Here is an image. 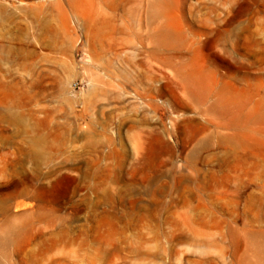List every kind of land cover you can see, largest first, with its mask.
I'll list each match as a JSON object with an SVG mask.
<instances>
[{
    "label": "rangeland",
    "instance_id": "1",
    "mask_svg": "<svg viewBox=\"0 0 264 264\" xmlns=\"http://www.w3.org/2000/svg\"><path fill=\"white\" fill-rule=\"evenodd\" d=\"M0 264H264V0H0Z\"/></svg>",
    "mask_w": 264,
    "mask_h": 264
}]
</instances>
